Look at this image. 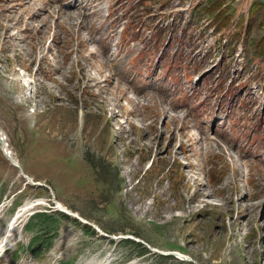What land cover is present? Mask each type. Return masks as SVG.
Returning <instances> with one entry per match:
<instances>
[{
  "label": "rangeland",
  "instance_id": "rangeland-1",
  "mask_svg": "<svg viewBox=\"0 0 264 264\" xmlns=\"http://www.w3.org/2000/svg\"><path fill=\"white\" fill-rule=\"evenodd\" d=\"M126 1L0 0L3 264H264V0Z\"/></svg>",
  "mask_w": 264,
  "mask_h": 264
},
{
  "label": "bare ground",
  "instance_id": "bare-ground-1",
  "mask_svg": "<svg viewBox=\"0 0 264 264\" xmlns=\"http://www.w3.org/2000/svg\"><path fill=\"white\" fill-rule=\"evenodd\" d=\"M76 1H79V0H70V1H68L67 3H66V0H62V4H63V7L65 6V7H67L68 5H70V4H73V3H77ZM80 3H82V4H80V5H84V0H80ZM76 8V7H75ZM59 9V8H58ZM64 9V8H63ZM85 9V8H84ZM83 9V10H84ZM56 11H58L57 9H55V12ZM86 11V10H85ZM60 12V11H59ZM85 13V12H84ZM58 14V13H57ZM87 14V13H86ZM60 15V14H59ZM74 32H75V30H74ZM77 34H78V31H77ZM79 36V35H78ZM80 37V36H79ZM103 37L101 36L100 38H99V40H101ZM105 41L106 40H102V42L100 43L101 44V46H102V49H101V52H103V51H105V49H106V45H104L103 43H105ZM112 51L114 52V49H112ZM100 63H103V64H105L104 62H100ZM100 63H96L95 62V64H94V66H92V67H99L100 66ZM139 65H137V64H132V65H128L127 66V68H126V70H125V76H126V79H127V81L128 82H130V83H132V84H138L140 81H138L137 80V71L139 70ZM100 73V72H99ZM105 80H106V82H109V81H111V78H104L103 79V82H105ZM86 83H88L89 84V82L87 81V80H84ZM99 86H100V84H98ZM117 95V94H116ZM6 136V135H5ZM7 137V136H6ZM4 138V133L2 132V129H1V127H0V143H1V145L4 147V150H5V152H6V156L12 161V163L14 164V165H18V164H20L19 162H18V159H17V157L15 156L16 154L14 153V151L12 150V148L10 147V145L9 144H7L6 142H7V138ZM19 166V165H18ZM25 176V175H24ZM28 177V176H27ZM29 178V177H28ZM31 180V179H30ZM58 204V207L60 208V209H62L61 211H63V212H65L63 209H65V210H69V209H67L65 206H63L61 203H57ZM34 207V205L33 204H28V205H25V206H23L22 207V210H23V213L24 212H27V211H29L30 209H32ZM70 211V210H69ZM21 217V216H20ZM19 218V217H18ZM16 220H18V219H16ZM83 220V219H82ZM14 221V220H13ZM84 222H85V220H83ZM13 223V224H12ZM11 223V226H10V230L11 229H14L13 227H15L16 225V221L15 222H12ZM16 228V227H15ZM13 233L11 234V235H13L14 234V231H12ZM9 234V233H8ZM2 244H4L3 242H2ZM6 244H4V245H0V246H5ZM182 257V256H181ZM183 259H185V260H188L187 259V257H182Z\"/></svg>",
  "mask_w": 264,
  "mask_h": 264
},
{
  "label": "trees",
  "instance_id": "trees-1",
  "mask_svg": "<svg viewBox=\"0 0 264 264\" xmlns=\"http://www.w3.org/2000/svg\"><path fill=\"white\" fill-rule=\"evenodd\" d=\"M215 3L216 2H214V3H212V4H210V5H213L212 6V9L214 8V6H215ZM217 11H214V12H212V15H213V17H216V15H217ZM223 14H224V12H223ZM231 10L230 9H227L226 11H225V15H224V17H222V20H221V26L223 27L224 25H227V24H229V19H230V17H231ZM249 17H250V15H249ZM219 18V17H218ZM217 18V19H218ZM249 19V18H248ZM250 20V19H249ZM248 21V20H247ZM240 38V37H239ZM238 38V39H239ZM256 46V49L254 50L253 49V51H254V54H256V55H258V54H263L264 55V42L262 43H260L259 45L257 44V45H255ZM62 215H64V216H69V215H67V214H65V213H61ZM38 216H40V218H41V223H43L44 222V224H43V229H46V230H50L51 228H50V226L52 227L53 226V223H54V221H55V219L50 215V214H46V213H38ZM50 232H48V233H46L47 234V236H48V234H49ZM42 235H37V237L38 238H43V237H41ZM46 236V237H47ZM47 240V239H46ZM127 241H131V240H127ZM49 244H50V241H49ZM40 245H41V243H40ZM42 246V245H41Z\"/></svg>",
  "mask_w": 264,
  "mask_h": 264
},
{
  "label": "water",
  "instance_id": "water-1",
  "mask_svg": "<svg viewBox=\"0 0 264 264\" xmlns=\"http://www.w3.org/2000/svg\"><path fill=\"white\" fill-rule=\"evenodd\" d=\"M67 214H69V215H71V216H75V217H78V216H76L73 212H71V211H69V210H65V209H63ZM121 237H123V236H121ZM125 237H130L131 238V236H125ZM135 239V238H134ZM135 240H137V241H139L138 239H135ZM182 257H185V256H182Z\"/></svg>",
  "mask_w": 264,
  "mask_h": 264
}]
</instances>
